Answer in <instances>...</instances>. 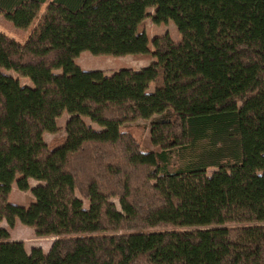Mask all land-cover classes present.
<instances>
[{
  "label": "trees",
  "instance_id": "trees-1",
  "mask_svg": "<svg viewBox=\"0 0 264 264\" xmlns=\"http://www.w3.org/2000/svg\"><path fill=\"white\" fill-rule=\"evenodd\" d=\"M1 18L29 34L0 31V68L35 87L0 72V264H264V0H0ZM148 18L181 41L150 49ZM86 51L150 64L84 71ZM139 120L157 151L124 130Z\"/></svg>",
  "mask_w": 264,
  "mask_h": 264
},
{
  "label": "rangeland",
  "instance_id": "rangeland-1",
  "mask_svg": "<svg viewBox=\"0 0 264 264\" xmlns=\"http://www.w3.org/2000/svg\"><path fill=\"white\" fill-rule=\"evenodd\" d=\"M149 14H154V9H148ZM0 31L9 34L19 40H24L29 34L25 31H18L14 29V26L7 23L3 18L0 19ZM169 34L174 42L181 41V35L173 22L168 24L154 25L152 23L151 18L147 19V35L149 37L150 43L149 48L152 49L151 41L156 36H162ZM76 63L79 67H81L84 71H102L106 75H113L114 73L123 70V69H133V70H141L146 68L150 62L145 60H137L132 56H127L123 58L114 57V56H106V55H93L91 52H83L81 56L76 60ZM0 72L17 79L20 82L22 87L34 88V82L30 78L22 77L15 71L5 70L0 68ZM57 73H62V70H56ZM54 72V73H55ZM154 87L151 86L150 91H153ZM71 116L69 113L65 112L62 118L58 120V126L61 129L59 133L50 135L46 134L45 142L50 147H54L58 144H61L65 141L66 134V125L70 120ZM84 122L92 127L96 131H102L103 128L99 125L93 123L89 118H83ZM124 130L131 131L133 135L136 137L138 142L141 145L142 150L144 151H157L151 143L150 137V121L139 120L131 125L125 126ZM186 162V158L182 157L176 150L173 151V157L171 158L169 170L171 172L176 171L177 169L184 166ZM32 188H35L39 185V183L35 180H31L30 182ZM31 191L29 192H21L17 188L16 182L12 185V192L10 195V203L18 206H28L30 201L32 200ZM113 203L116 205L120 212L122 211L120 202L117 199H113ZM85 207L88 208L89 203L85 202ZM2 227L9 228L8 225L4 222ZM11 240L21 241L25 244V247L28 252H31L33 248H42L47 249L51 246L53 241L56 238H45L38 237L35 234V231L32 228H28L23 226L20 222L16 223L14 229L10 230Z\"/></svg>",
  "mask_w": 264,
  "mask_h": 264
},
{
  "label": "crops",
  "instance_id": "crops-1",
  "mask_svg": "<svg viewBox=\"0 0 264 264\" xmlns=\"http://www.w3.org/2000/svg\"><path fill=\"white\" fill-rule=\"evenodd\" d=\"M46 138V135L44 136V139ZM46 141V140H45ZM31 182V181H30ZM14 241V240H13ZM52 245V244H51ZM51 247V246H50ZM50 247H48L47 249H43V251L45 252V253H47V252H49V249H50Z\"/></svg>",
  "mask_w": 264,
  "mask_h": 264
}]
</instances>
